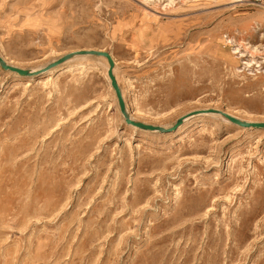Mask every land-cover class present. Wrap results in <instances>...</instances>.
Wrapping results in <instances>:
<instances>
[{
	"label": "rangeland",
	"instance_id": "374dc122",
	"mask_svg": "<svg viewBox=\"0 0 264 264\" xmlns=\"http://www.w3.org/2000/svg\"><path fill=\"white\" fill-rule=\"evenodd\" d=\"M92 49L143 124L264 123V0H0L9 64ZM108 67H0V264H264V129L128 126Z\"/></svg>",
	"mask_w": 264,
	"mask_h": 264
},
{
	"label": "water",
	"instance_id": "95a60500",
	"mask_svg": "<svg viewBox=\"0 0 264 264\" xmlns=\"http://www.w3.org/2000/svg\"><path fill=\"white\" fill-rule=\"evenodd\" d=\"M75 57H101L104 58L105 60H107L108 65H109V69L107 71V77H109L110 80V85L112 86L114 93L116 95L117 98V102H118V107H119V112H121L125 124L129 125L131 124L132 126H134L137 129L140 130H144V131H151V132H157L160 134H165V133H169V132H174L177 131L179 129V127L182 126V124L185 122L186 119L191 118V117H195V116H199V114H203L205 113V111L203 110H199V112H193L190 114H187L185 116H182V118L178 119L174 125H172L171 127H158V126H153L150 124H143L139 121H135L133 120V118L131 117L130 112L127 111L126 108V103L124 100V95H122L121 89L119 87L117 78L114 76V67H115V61L113 60L111 54L101 51V50H77L75 52L63 55L59 58H57V60L47 64L46 66L40 68L37 71H33L30 69H20L17 68L11 64H9L8 62H6L0 55V67L5 71H10L12 73H15L19 76H40L42 74L45 73H49L50 71L56 69L58 66H61L62 64H65L66 62H68L69 60L75 59ZM210 113H213L215 115L217 114H221L223 116H225V118H227V120H229L231 123H233L234 125H238L240 127H244V128H258V129H264V123H248L246 121H242L240 119L237 118H233L227 114H225V112L220 111V110H209Z\"/></svg>",
	"mask_w": 264,
	"mask_h": 264
},
{
	"label": "bare ground",
	"instance_id": "6f19581e",
	"mask_svg": "<svg viewBox=\"0 0 264 264\" xmlns=\"http://www.w3.org/2000/svg\"><path fill=\"white\" fill-rule=\"evenodd\" d=\"M77 58H87V57H75V59H77ZM99 58H101V57H99ZM75 59H72V60H69L68 62H66L65 64H67V63H69V62H71V61H73V60H75ZM101 59H104V58H101ZM105 60V59H104ZM55 61V60H54ZM65 64H62V65H65ZM47 65V63L45 64V65H42V66H40L39 68H35V69H30V70H33V71H37V70H39L40 68H42V67H44V66H46ZM61 65V66H62ZM58 67H60V66H58ZM57 67V68H58ZM56 68V69H57ZM56 69H54V70H56ZM108 69H109V67H108ZM53 71V70H52ZM108 71V70H107ZM51 72V71H50ZM45 74H47V73H45ZM43 75V74H42ZM18 76V78H20V79H23V78H26V79H33V78H36V76H19V75H17ZM41 76V75H40ZM40 76H37V77H40ZM139 105L138 104H135V106H134V111L137 113L138 111H139ZM209 110L210 109H208V110H203V111H205V113H203V114H199V116H206V117H213V118H220V119H222V120H224L225 122H227L228 124H230V125H232L233 123H231L229 120H227V118H225V116H223V115H221V114H217V115H215V114H213V113H210L209 112ZM130 112V111H129ZM132 112V111H131ZM130 112V114H131V117L133 118V120H135V121H137V118L135 117V113H131ZM225 114H227V115H230L231 117H235V118H237V116L236 115H231V114H228L227 112L225 113ZM199 116H195V117H191V118H188V119H186L185 120V122H187V121H189V120H191V119H194V118H199ZM224 118V119H223ZM227 120V121H226ZM184 122V123H185ZM128 126H131V127H134V126H132L131 124H129ZM168 127V126H167ZM169 127H171V126H169ZM252 128H254V127H252ZM252 128H248V129H252ZM254 129H257V128H254ZM153 133H155V132H153Z\"/></svg>",
	"mask_w": 264,
	"mask_h": 264
}]
</instances>
